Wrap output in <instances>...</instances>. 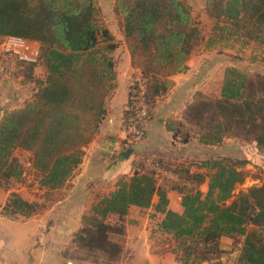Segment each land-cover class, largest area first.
<instances>
[{
    "label": "trees",
    "instance_id": "16d2710c",
    "mask_svg": "<svg viewBox=\"0 0 264 264\" xmlns=\"http://www.w3.org/2000/svg\"><path fill=\"white\" fill-rule=\"evenodd\" d=\"M93 9L94 0H0V40L15 35L38 42V58L46 69L31 96L0 116V186L22 174L13 158L16 149L30 152L41 187L62 186L98 131L105 99L115 84L111 53L116 44L109 29L95 21ZM113 9L121 16L131 66L146 78L153 105L166 91L167 77L186 69L198 27L184 0H114ZM204 10L215 20H225L222 29L229 27L228 32L247 41H264V0H204ZM27 65L32 71L34 64ZM185 118L191 129L182 124L173 129L182 141L193 130L205 145L219 144L231 135L254 141L264 151V75L227 67L219 96H201L188 105ZM245 162L232 157L202 160L200 166L208 173L191 171L190 165L163 164L177 175L173 184L158 183L141 163L82 216L85 226L77 238L83 247L111 253L113 261L120 259L124 247L118 239H108L106 219L116 217L122 232L128 208L148 207L156 195L154 208L164 214L160 230L179 240L174 253L181 264H222L214 259L224 252L219 245L224 236L241 242L237 264H264V178L227 202L246 178ZM167 190L180 195L181 213L167 208ZM38 207L11 192L3 210L27 217ZM249 224L254 226L251 232Z\"/></svg>",
    "mask_w": 264,
    "mask_h": 264
},
{
    "label": "crops",
    "instance_id": "0c3cea01",
    "mask_svg": "<svg viewBox=\"0 0 264 264\" xmlns=\"http://www.w3.org/2000/svg\"><path fill=\"white\" fill-rule=\"evenodd\" d=\"M106 27L114 37L116 47L111 53L115 84L105 99V116L93 139L83 147L80 163L62 186L55 189L43 188L44 191L35 193L36 195L27 193L22 188L0 186V264H17L20 259H25L27 252L24 242L28 243L27 249L32 255L47 248L57 263L97 264L88 260L62 259L65 258L64 252L74 234L82 225V216L108 196L120 178L132 175L145 157L157 158L165 166H193L192 164L201 160L235 156L246 161L244 171L251 167L246 177L250 184L260 185L263 181L264 151H260L254 141L228 135L219 144L205 145L200 143L193 130H190L189 139L182 141L173 129L179 124L187 130L191 129L185 118L188 105L201 96L218 97L227 67L235 66L245 69L249 74L264 75V41H247L240 34L230 33L227 29L230 36L222 37L227 43L221 46L216 43L220 37L209 33L199 34L202 45L194 47L186 69L168 76L166 91L155 99L145 124L144 137L133 144H127L123 118L130 77L135 69L131 66L122 30L116 35L109 26ZM34 66L36 64L33 68ZM22 96L23 98L20 94L6 96L0 93V116L6 108L17 107L28 99L31 91ZM204 150L209 152L208 158L202 155ZM257 163L261 165L262 171H257L258 167L254 165ZM253 170L255 173H252ZM13 191L39 204L33 215L26 220L8 219L2 214V208ZM172 194L174 195V190H167V208L181 213L183 208L180 195L177 194L174 200ZM157 201L158 197L154 195L150 206L131 205L128 208L125 215L126 244L122 257L115 264H181L172 249L173 236L160 230L159 224L164 214L155 210L154 204ZM12 230L17 233L16 238L12 235ZM41 235L51 241L39 244ZM19 236L21 238H17ZM240 243L230 237H221L219 245L224 252L214 260H220L222 264H237ZM201 264L211 262L204 261Z\"/></svg>",
    "mask_w": 264,
    "mask_h": 264
},
{
    "label": "rangeland",
    "instance_id": "374dc122",
    "mask_svg": "<svg viewBox=\"0 0 264 264\" xmlns=\"http://www.w3.org/2000/svg\"><path fill=\"white\" fill-rule=\"evenodd\" d=\"M184 1L190 8L193 21L198 27L199 34L209 33L211 36L216 35L215 37H220V40L216 43L220 44L221 46H224V43L226 44L227 40L224 41L222 37L224 36L227 37V35L230 36V34H227V31H226L229 27L225 29L221 28L223 26L226 27L227 23L225 22V20L224 19L215 20L214 18L209 17L207 14H205L206 12L203 7L204 0H184ZM113 5H114V0H94L93 16L96 22L100 23L101 25L105 27L109 26L112 29V32L117 35L119 31L122 30L121 16L114 12ZM199 37L196 41L195 46L202 45ZM34 42H35L34 43L35 46L33 48L38 50V55H39L40 44L36 41ZM192 50H194V48ZM35 64L36 66H34L33 70L31 71L28 68L30 65H27V63L25 64V62H22V61L20 62L14 57L8 56L0 52V82H1L0 83V93L5 94L6 96H13L16 94L17 95L20 94V96L23 98L22 96L23 94L31 91L33 88H36V86L38 85V82H43V80L45 79L46 69L40 58ZM137 73H139V70L135 69L134 73L130 77V82H131L132 77L135 76ZM202 155L208 158L209 152L207 150H204V154ZM13 158H14V161L17 162L21 166L22 174L18 178L9 179L2 187L17 188V189L22 188V190H24L27 193H31V194H35V193L37 194L40 191H44L43 187L39 185V176L31 168L30 152L26 150H22V149H16L13 153ZM232 158L236 159L238 157L233 156ZM200 162H196L195 164H192L193 166H190L191 170L202 172V173L210 172L208 168L201 167ZM252 163H256V161L255 162L252 161ZM254 165L258 167L257 171L258 170L262 171V167L259 163L254 164ZM243 167H246V165L245 166L243 165ZM247 168L248 170L245 171L246 177L250 173L249 169H251V167H247ZM252 173H255V171L253 170ZM156 179L158 183L163 181L161 180L160 177ZM248 180H249L248 178H245L242 184L235 186L232 192L233 196L229 200H227V202H230L240 191H243L252 185H256L253 183L250 184ZM167 183L173 184L171 180H168ZM201 188L203 189L204 192L207 190V186L205 184L202 185ZM177 194L178 193L174 191V195L172 194L173 195L172 199L176 200ZM2 214L8 219H21V220H26L28 217H31L33 215V213L27 217L18 215V214L10 215V214H6L3 208H2ZM106 221L109 224V229L107 231L108 239L110 241H114L118 239L117 242H119L120 245L122 244V246L124 247L126 244V222L124 221V227H123L122 232H119V223L117 222L118 219L116 217L110 216L109 218L106 219ZM84 226L85 224L82 221V225L80 229L78 230V232H76L75 238H77V234L80 233L81 228H83ZM253 228L254 226L249 224L247 226L248 232H251ZM9 234L11 235V230ZM12 235L14 236V238H16L15 235H17V233L12 230ZM10 238H13V237L11 236ZM17 238H21V237L19 236ZM235 238H241V237L238 236ZM40 239L41 241L38 240L39 244L40 242L48 243L49 241H51V240H48L47 238H42V235ZM178 241L179 240H176L174 238L172 239L171 243L173 245V248H172L173 251L176 249ZM23 245L25 247L26 252L30 256L27 257L28 254L26 253V258L23 260L20 259L17 262V264H63V261L61 263H57L56 259L52 258V254L45 247L42 250H38L39 253H37L38 251H36L35 255H32L33 253H30V251L27 249L28 243L24 242ZM45 245H48V244H45ZM45 245H42V246H45ZM35 247H38V246L35 245ZM178 251L181 254V249H178ZM64 256L65 258H63L62 260H65V259H68L69 261L88 260L90 262L97 263V264H115V262L117 261V260L115 261L112 260L113 254L111 253H106L99 249H88L86 247H83L81 245L80 240H78V238L77 239L73 238V241L68 245L66 251L64 252Z\"/></svg>",
    "mask_w": 264,
    "mask_h": 264
},
{
    "label": "built area",
    "instance_id": "2783aa9c",
    "mask_svg": "<svg viewBox=\"0 0 264 264\" xmlns=\"http://www.w3.org/2000/svg\"><path fill=\"white\" fill-rule=\"evenodd\" d=\"M34 46V41L15 35H7L0 40L1 53L25 63L35 64L39 60L38 50L34 49ZM129 88L125 107L128 114L124 115L123 129L127 144H133L145 135V124L150 117L152 104L147 98V80L140 73L132 77ZM142 163L146 169L154 173L156 178L160 177L163 181H178L177 175L172 170L165 168L163 163L153 157L143 158ZM186 185L189 186L188 183Z\"/></svg>",
    "mask_w": 264,
    "mask_h": 264
}]
</instances>
